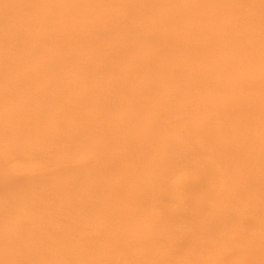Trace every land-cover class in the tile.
I'll list each match as a JSON object with an SVG mask.
<instances>
[{"label":"bare ground","instance_id":"1","mask_svg":"<svg viewBox=\"0 0 264 264\" xmlns=\"http://www.w3.org/2000/svg\"><path fill=\"white\" fill-rule=\"evenodd\" d=\"M0 264H264V0H0Z\"/></svg>","mask_w":264,"mask_h":264}]
</instances>
